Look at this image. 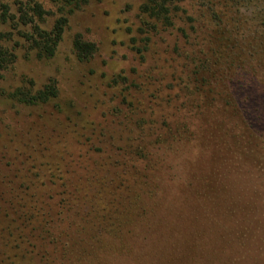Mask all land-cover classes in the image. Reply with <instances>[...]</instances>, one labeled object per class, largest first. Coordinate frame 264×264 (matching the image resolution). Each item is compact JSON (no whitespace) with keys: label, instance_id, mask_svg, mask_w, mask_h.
Wrapping results in <instances>:
<instances>
[{"label":"rangeland","instance_id":"1","mask_svg":"<svg viewBox=\"0 0 264 264\" xmlns=\"http://www.w3.org/2000/svg\"><path fill=\"white\" fill-rule=\"evenodd\" d=\"M83 1L41 60L21 11L51 32L60 5L0 0V264H264V0H208L220 27L183 0L169 29L145 0Z\"/></svg>","mask_w":264,"mask_h":264},{"label":"trees","instance_id":"2","mask_svg":"<svg viewBox=\"0 0 264 264\" xmlns=\"http://www.w3.org/2000/svg\"><path fill=\"white\" fill-rule=\"evenodd\" d=\"M58 5H60V14L61 17L56 21L54 28L51 32H45L41 30L37 24V20H43L44 16L46 15L45 11L39 4H34L33 7L27 8L30 10L28 13L21 11L20 16V23L25 26L29 27L32 26L33 34L28 35V42L32 44V46L37 50L38 57L41 60H51L55 58L57 50L63 40L64 34L66 32V28L69 24V17L72 16L77 10L81 9L83 0H55ZM199 1V0H198ZM204 7V15L205 13L210 14L208 15L209 23L210 24H218V26H222L224 23L219 17H217V13L215 12L212 3L208 0H202ZM183 0H145V3L142 6L143 14L148 17V19L152 20L157 26L166 27V29L174 28V20L177 19V12L180 9L177 7L176 3H181ZM231 2V0H226L225 5ZM27 9H24L25 11ZM5 15L3 16L4 22H7L6 16L9 13L7 8H4ZM31 12V13H30ZM195 22V20L193 21ZM199 29V27H198ZM198 29H193L191 35L196 36L199 38ZM197 33V34H196ZM193 37L188 36V40L190 41ZM230 46V45H229ZM221 48H225V53L230 54L229 47L225 44H222ZM73 49L77 56V59L81 63L89 62L94 55L97 53V47L92 44L88 43L83 40L81 35H77L73 42ZM203 58L200 57L196 67L200 69H208L211 68V58L206 57L203 55ZM218 56V55H217ZM221 58V55H219ZM12 58L14 55L9 52L0 51V74L3 70H6L8 66L12 63ZM195 60V63L197 62ZM12 98L14 100H18L20 103L28 105V106H38V105H45L50 103L51 101L57 99L59 97V90L57 85L52 84L46 86L42 91L33 94V91L30 92H23L22 90H17L13 93ZM49 230V229H48ZM51 232V231H50ZM46 234L51 238L53 236L49 232L46 231ZM14 235L13 233L11 234ZM21 237L26 240L22 235ZM17 237L15 242H18L17 248L22 250L21 245H24L22 242V238ZM16 246V245H15Z\"/></svg>","mask_w":264,"mask_h":264}]
</instances>
